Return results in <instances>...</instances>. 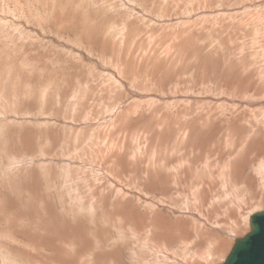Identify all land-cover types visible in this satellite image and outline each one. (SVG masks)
I'll use <instances>...</instances> for the list:
<instances>
[{"label": "rangeland", "instance_id": "obj_1", "mask_svg": "<svg viewBox=\"0 0 264 264\" xmlns=\"http://www.w3.org/2000/svg\"><path fill=\"white\" fill-rule=\"evenodd\" d=\"M261 164L264 0H0V264L222 263Z\"/></svg>", "mask_w": 264, "mask_h": 264}, {"label": "water", "instance_id": "obj_2", "mask_svg": "<svg viewBox=\"0 0 264 264\" xmlns=\"http://www.w3.org/2000/svg\"><path fill=\"white\" fill-rule=\"evenodd\" d=\"M249 226L219 264H264V210L250 214Z\"/></svg>", "mask_w": 264, "mask_h": 264}, {"label": "bare ground", "instance_id": "obj_3", "mask_svg": "<svg viewBox=\"0 0 264 264\" xmlns=\"http://www.w3.org/2000/svg\"><path fill=\"white\" fill-rule=\"evenodd\" d=\"M262 20H263V19H262ZM257 23H258V22H257ZM176 43H177V42H176ZM149 79H150V78H149ZM136 81H137V80H136ZM226 115H227V114H226ZM237 137H238V136H237ZM257 137H258V136H257ZM108 141H109V139H108ZM239 141H240V140H239ZM117 143H118V142H117ZM120 144H121V143H120ZM109 147H110V146H109ZM109 147H108V148H109ZM110 150H111V149H110ZM251 154H252V153H251ZM100 156H101V155H100ZM231 160H232V159H231ZM262 165H263V166H262ZM261 166L264 168V164H261ZM261 166H260V167H261ZM263 168H262V169H263ZM259 169H260V168H259ZM263 170H264V169H263ZM260 171H261V170H260ZM142 232H143V231H142ZM141 244H142V243H141ZM149 259H150V258H149ZM153 260H154V259H153Z\"/></svg>", "mask_w": 264, "mask_h": 264}]
</instances>
